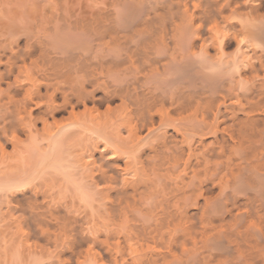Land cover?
<instances>
[{
  "label": "bare ground",
  "instance_id": "bare-ground-1",
  "mask_svg": "<svg viewBox=\"0 0 264 264\" xmlns=\"http://www.w3.org/2000/svg\"><path fill=\"white\" fill-rule=\"evenodd\" d=\"M15 1L0 194L40 264H264V0Z\"/></svg>",
  "mask_w": 264,
  "mask_h": 264
},
{
  "label": "rangeland",
  "instance_id": "rangeland-1",
  "mask_svg": "<svg viewBox=\"0 0 264 264\" xmlns=\"http://www.w3.org/2000/svg\"><path fill=\"white\" fill-rule=\"evenodd\" d=\"M14 1L15 0L13 1L9 0L8 3H5V1L0 0V44L6 42L5 39H7L8 37L7 29L9 24L11 23L10 19L13 18L12 15L16 16L15 11H17L18 9H22V7H24V5H15ZM51 171L52 170H50L51 174L47 173L43 175L44 177L43 176L41 177L40 180L42 182L40 180L39 181L43 184L41 185L43 190L50 189L51 193L53 192L57 195L58 193L56 192L59 191L58 186L60 185L56 181L57 178L55 176H54L55 178L53 177L54 174ZM3 172L4 169H0V178L3 177ZM4 198L0 194V264H38V263L40 264L39 261H41V259L42 262H46V260L50 258L49 256L52 255L53 248H50V250L46 251L43 254H36L32 252V250H30L29 243L24 241L23 238L24 236H22L23 232L19 228L18 222L15 220L16 215L8 211V207L6 208V204H5L6 202H4L5 200ZM66 200L69 202L68 198ZM73 210H74L73 215H79V212H76L77 206L73 208ZM85 222H86L85 226L87 227L92 225L91 224L92 220L91 222L88 223V221L85 219Z\"/></svg>",
  "mask_w": 264,
  "mask_h": 264
}]
</instances>
